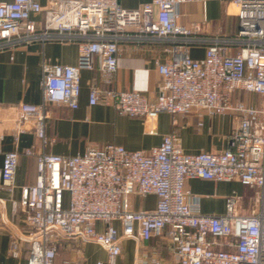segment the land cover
<instances>
[{
  "label": "built area",
  "instance_id": "obj_1",
  "mask_svg": "<svg viewBox=\"0 0 264 264\" xmlns=\"http://www.w3.org/2000/svg\"><path fill=\"white\" fill-rule=\"evenodd\" d=\"M190 1L150 0L132 9L119 0H47L46 7L42 0L0 2V49L47 40L79 42L76 64H42L40 103L17 107V134L32 122L40 147L24 150L36 158V176L12 201L13 214L22 212L27 229L11 239V256H19L24 241L27 264H53L58 242L71 238L96 242L106 251V259L96 264H115L121 237L137 242L159 237L179 264H264V0H231L237 32L212 40L201 58L189 53V45L200 39L177 23L179 5ZM42 12L40 25L31 15ZM126 39L169 43L170 59L156 62L161 77L156 97L92 85L88 104H110L122 115L148 119L160 112H233L239 122L227 148L189 153L169 134L147 151L106 143L71 156L46 152L54 141L46 134L48 105L78 107L81 69L97 68L110 84L118 43ZM236 91L260 101L233 100ZM2 156L1 182L12 187L19 154L11 150ZM195 177L238 181L253 189L248 207L241 210V198L233 195L223 214L201 213L199 198L185 188L186 179ZM148 194L157 196L155 208L133 209L132 197Z\"/></svg>",
  "mask_w": 264,
  "mask_h": 264
},
{
  "label": "crops",
  "instance_id": "obj_2",
  "mask_svg": "<svg viewBox=\"0 0 264 264\" xmlns=\"http://www.w3.org/2000/svg\"><path fill=\"white\" fill-rule=\"evenodd\" d=\"M6 0H0V2ZM150 0H119L122 7L137 8ZM47 6V0H42ZM44 13L32 14V19L42 25ZM177 23L190 28L191 36L200 39L189 45V53L201 58L208 44L214 39L234 36L238 29L235 8L231 0H193L178 7ZM131 34V32H129ZM168 42L154 39H126L118 43L117 70L112 82L106 84L97 68L80 70L78 107L69 110L62 105H48L46 123L47 137L53 139L46 152L71 156L88 148L101 147L106 143L124 146L128 150H150L157 146L163 136L174 134L185 152H220L228 147L229 136L237 128L239 116L225 112L210 116L203 110L190 113L169 114L160 112L155 118L130 117L122 115L110 104H88V93L92 85L100 89L135 90L154 100L157 95L160 74L156 62H166L170 53L165 50ZM78 41L47 40L20 44L0 49V170L2 154L16 150L19 154L13 186H5L0 177V264H27L29 244L21 242L18 257L9 254V244L14 236L22 237L26 232L23 214H13V200L20 197V187L32 184L36 176V158L25 155L24 150H37L40 142L34 133L32 122L23 124L24 132L16 130V112L21 103L38 104L41 101L42 64L73 65L77 62ZM241 99L249 104L256 103L259 96L236 91L233 100ZM201 123V125H199ZM185 188L199 198L200 212L220 215L225 212L229 196L241 198V210L248 207L253 189L238 181L219 182L199 177L188 178ZM157 196H133L135 210H153ZM120 231V225L114 223ZM98 227L100 225L98 224ZM121 252L115 264H153L156 259L161 264L175 262L162 238L152 237L137 242L130 237H121ZM106 259V251L96 242L78 243L71 238L61 239L57 244V254L53 264H96Z\"/></svg>",
  "mask_w": 264,
  "mask_h": 264
},
{
  "label": "rangeland",
  "instance_id": "obj_3",
  "mask_svg": "<svg viewBox=\"0 0 264 264\" xmlns=\"http://www.w3.org/2000/svg\"><path fill=\"white\" fill-rule=\"evenodd\" d=\"M259 101H260V98H259V100L256 101V103H258Z\"/></svg>",
  "mask_w": 264,
  "mask_h": 264
}]
</instances>
